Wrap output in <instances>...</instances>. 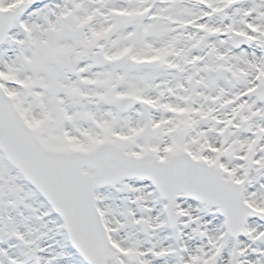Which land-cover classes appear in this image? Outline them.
I'll return each mask as SVG.
<instances>
[{
  "label": "snow or ice",
  "instance_id": "6c2138e0",
  "mask_svg": "<svg viewBox=\"0 0 264 264\" xmlns=\"http://www.w3.org/2000/svg\"><path fill=\"white\" fill-rule=\"evenodd\" d=\"M0 264H264V0H0Z\"/></svg>",
  "mask_w": 264,
  "mask_h": 264
}]
</instances>
